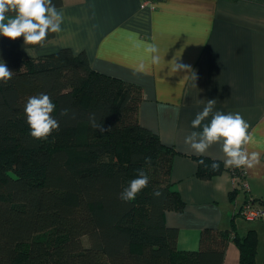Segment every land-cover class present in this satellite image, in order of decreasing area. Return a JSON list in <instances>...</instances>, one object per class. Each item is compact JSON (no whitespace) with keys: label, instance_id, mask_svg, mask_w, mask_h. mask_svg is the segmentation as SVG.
<instances>
[{"label":"trees","instance_id":"obj_1","mask_svg":"<svg viewBox=\"0 0 264 264\" xmlns=\"http://www.w3.org/2000/svg\"><path fill=\"white\" fill-rule=\"evenodd\" d=\"M32 46L23 37L0 36V63L14 72L7 85L0 82V264H222L231 240L239 264H264V255L256 260L251 229L239 236L204 227L196 250L178 249V229L165 222L166 210L183 206L171 185L176 150L141 125L142 87L97 71L84 50L31 56ZM40 93L56 105L60 127L51 143L32 138L24 114L28 97ZM78 127L83 139L73 134ZM195 158L201 179L231 169L218 159ZM141 168L148 187L122 201L120 192Z\"/></svg>","mask_w":264,"mask_h":264},{"label":"crops","instance_id":"obj_2","mask_svg":"<svg viewBox=\"0 0 264 264\" xmlns=\"http://www.w3.org/2000/svg\"><path fill=\"white\" fill-rule=\"evenodd\" d=\"M61 1L56 6L63 12L61 31L44 47H30L29 55L60 47L84 50L97 71L142 87L137 113L141 125L176 150L171 185L183 206L166 210L165 222L178 229L177 248L196 250L204 227L239 236L251 229L257 237L256 254L258 245L264 253V228L258 230L237 213L245 198L264 201V0H158L155 8L140 7V0ZM150 44L158 48L157 64L146 52ZM142 62L147 71L136 72ZM175 64L189 65L190 70L175 71ZM208 100H216L213 112L240 113L249 124L253 140L247 148L261 154V163L243 167L245 191L227 169L209 179L196 175L198 155L184 140L192 131H202L191 122ZM211 119L210 114L202 125ZM203 156L225 166L219 144ZM227 243L222 264H239V248L232 240Z\"/></svg>","mask_w":264,"mask_h":264},{"label":"clouds","instance_id":"obj_3","mask_svg":"<svg viewBox=\"0 0 264 264\" xmlns=\"http://www.w3.org/2000/svg\"><path fill=\"white\" fill-rule=\"evenodd\" d=\"M14 13L13 17L6 19V13ZM63 22V12L58 10L53 0H0V36L11 41L23 37L24 46L33 45L44 47L49 32L59 33ZM26 48V47H25ZM30 54V51L26 49ZM146 52L151 56L153 64L159 63L158 48L154 44L146 47ZM190 70L189 65L175 64V71ZM136 72H146L147 65L140 63ZM14 72L6 63H0V82L4 85L12 79ZM195 78V74H194ZM216 100H208L203 110L195 116L191 122L193 129L201 128L202 131H192L185 137L184 143L197 155H204L210 146L219 144L225 156V167L249 169L255 168L261 163V154L249 152L247 146L252 143L249 134V124L240 113L213 112ZM56 105L50 96L45 93L28 97L24 106L26 122L30 128V135L36 140H46L53 132L59 130V120L53 117ZM69 110L64 109L62 115L67 116ZM211 114L210 123L203 124ZM99 127L101 131L104 129ZM145 162L150 164L151 157H146ZM203 163V161H200ZM218 164H213L215 170ZM137 175L128 182L127 187L119 194L124 202H132L137 195L149 184V176L141 169H137ZM154 195L159 196L156 192Z\"/></svg>","mask_w":264,"mask_h":264},{"label":"built area","instance_id":"obj_4","mask_svg":"<svg viewBox=\"0 0 264 264\" xmlns=\"http://www.w3.org/2000/svg\"><path fill=\"white\" fill-rule=\"evenodd\" d=\"M157 2L158 0H140L139 5L142 8H155ZM229 170L234 178L240 180L238 182L241 185V189L245 191L248 188L247 182H245L246 171L243 168L235 167H231ZM238 213L246 219H262L264 217V207L251 201V198H245V201L238 209Z\"/></svg>","mask_w":264,"mask_h":264},{"label":"rangeland","instance_id":"obj_5","mask_svg":"<svg viewBox=\"0 0 264 264\" xmlns=\"http://www.w3.org/2000/svg\"><path fill=\"white\" fill-rule=\"evenodd\" d=\"M73 134L79 139H83V137H84V129L82 128V127H78V128H76L74 131H73ZM51 141V138H50V136L46 139V141L45 142H47V143H51L50 142ZM71 153V158H76L77 156H78V154H79V152L77 151V150H73V151H71L70 152ZM238 216H240V214L238 215ZM240 217H242V216H240ZM238 218L239 220H241L242 221V219L241 218ZM245 221H249V220H245ZM248 223H253L254 225H255V227L258 229V230H261L262 228H264V221L263 220H260V219H252L251 218V220L248 222ZM261 236V235H260ZM263 237H264V235H263ZM263 237H262V239H263ZM85 243H87V241H86V239H85ZM259 246V251H258V253H257V259H260L261 260V258L263 257V255H264V253L262 252V248H261V253H259L260 252V245H258ZM262 247H263V249H264V240H263V243H262ZM259 261V260H258Z\"/></svg>","mask_w":264,"mask_h":264},{"label":"bare ground","instance_id":"obj_6","mask_svg":"<svg viewBox=\"0 0 264 264\" xmlns=\"http://www.w3.org/2000/svg\"><path fill=\"white\" fill-rule=\"evenodd\" d=\"M241 216V215H240Z\"/></svg>","mask_w":264,"mask_h":264}]
</instances>
